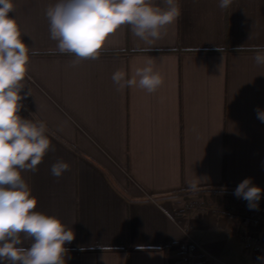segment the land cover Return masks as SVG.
Masks as SVG:
<instances>
[{
    "label": "crops",
    "instance_id": "crops-1",
    "mask_svg": "<svg viewBox=\"0 0 264 264\" xmlns=\"http://www.w3.org/2000/svg\"><path fill=\"white\" fill-rule=\"evenodd\" d=\"M54 3L14 0L10 15L30 49L21 95L31 96L19 114L46 122L51 140L38 171L22 177L35 210L74 232L65 264H180L181 242L196 245L189 263L264 264L241 245L245 230L264 240V222L241 225L248 202L234 195L246 178L264 190V122L255 111L264 110V65L251 50L264 45V0L223 10L219 0H179L181 15L161 39L146 44L121 26L99 58L75 67L73 56L53 51L45 10ZM149 60L161 87L116 90V70L131 77ZM61 159L70 170L56 178L51 166ZM207 188L202 199L197 190Z\"/></svg>",
    "mask_w": 264,
    "mask_h": 264
},
{
    "label": "clouds",
    "instance_id": "clouds-1",
    "mask_svg": "<svg viewBox=\"0 0 264 264\" xmlns=\"http://www.w3.org/2000/svg\"><path fill=\"white\" fill-rule=\"evenodd\" d=\"M233 0H219L223 10ZM14 0H0V264H65L66 243L75 235L58 217L36 211L38 200L32 195L22 172L38 171L51 149L48 127L42 120L23 118L22 101L31 96L24 81L28 74L30 49L22 40L21 28L13 15ZM53 50L71 55L73 67L86 59H97L107 39L121 26H129L132 34L152 44L166 34L168 26L181 15L179 0H56L45 10ZM151 50V49H147ZM241 51L242 46L235 49ZM252 51L257 65H264V45ZM33 49L31 55H37ZM117 91L138 86L154 93L164 83V77L154 70L149 60L128 77L123 69L111 77ZM257 119L264 122V110L257 108ZM70 170L62 159L51 166V175L60 178ZM195 191L196 182L189 185ZM262 190L244 179L234 195L258 209ZM30 240V246L24 241ZM264 262V256L257 257Z\"/></svg>",
    "mask_w": 264,
    "mask_h": 264
},
{
    "label": "built area",
    "instance_id": "built-area-1",
    "mask_svg": "<svg viewBox=\"0 0 264 264\" xmlns=\"http://www.w3.org/2000/svg\"><path fill=\"white\" fill-rule=\"evenodd\" d=\"M249 217L246 218H240V224L241 225H247L248 224ZM243 239L242 242L244 244V247L248 250H250L253 253H259L264 256V241H258L251 239V237H248L247 234L242 235ZM178 251L180 254H182L181 257V263L182 264H189V260L191 257V254L195 251L196 245L193 242H181L177 246Z\"/></svg>",
    "mask_w": 264,
    "mask_h": 264
},
{
    "label": "rangeland",
    "instance_id": "rangeland-1",
    "mask_svg": "<svg viewBox=\"0 0 264 264\" xmlns=\"http://www.w3.org/2000/svg\"><path fill=\"white\" fill-rule=\"evenodd\" d=\"M211 190H212V194H216V195H213V196H222V193H220V191L221 190H214V189H212V188H210ZM210 190V191H211ZM192 191V190H191ZM191 191H182L181 193L182 194H185L186 195V197H187V194H189ZM204 191H209V188H207V189H200V190H197V192H199L200 193V196H201V198L203 199H206L208 196L210 197L211 195H203V192ZM202 193V194H201ZM219 194V195H218ZM199 196V197H200ZM197 203H194V202H191V205H193L194 207H196L197 205H196ZM258 204H259V207H258V209H250V208H248V210L247 211H245L244 213H242L241 215H237V217H239V219L240 218H246V217H249L250 219H248V224H250V223H252V224H254V222H258V221H261V222H264V199H260L259 200V202H258ZM245 233H243V235L245 236V234H247V236L248 237H251V239H256V240H258V241H264V240H260V239H257V238H255V237H253V236H251L249 233H248V231L247 230H245L244 231ZM243 236H241V245H242V247L244 248V249H246L245 247H244V244H243V242H242V238ZM246 250H248V249H246ZM250 251V250H249ZM251 252V251H250ZM253 253V252H252Z\"/></svg>",
    "mask_w": 264,
    "mask_h": 264
},
{
    "label": "trees",
    "instance_id": "trees-1",
    "mask_svg": "<svg viewBox=\"0 0 264 264\" xmlns=\"http://www.w3.org/2000/svg\"><path fill=\"white\" fill-rule=\"evenodd\" d=\"M180 264H182V263H180ZM189 264H209V262L203 256H198L196 261L190 262Z\"/></svg>",
    "mask_w": 264,
    "mask_h": 264
}]
</instances>
